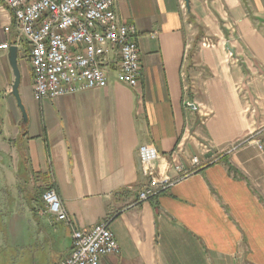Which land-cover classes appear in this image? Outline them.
I'll list each match as a JSON object with an SVG mask.
<instances>
[{
	"label": "crops",
	"instance_id": "obj_1",
	"mask_svg": "<svg viewBox=\"0 0 264 264\" xmlns=\"http://www.w3.org/2000/svg\"><path fill=\"white\" fill-rule=\"evenodd\" d=\"M115 12L137 31L135 88L111 74L105 87L36 100L23 43V122L0 49V206L25 198L0 264H59L73 230L102 221L119 251L98 264H264V0H115ZM10 22L0 9V43L13 41ZM143 144L159 154L154 179L170 182L146 200ZM48 187L69 223L47 212Z\"/></svg>",
	"mask_w": 264,
	"mask_h": 264
},
{
	"label": "built area",
	"instance_id": "obj_2",
	"mask_svg": "<svg viewBox=\"0 0 264 264\" xmlns=\"http://www.w3.org/2000/svg\"><path fill=\"white\" fill-rule=\"evenodd\" d=\"M0 9L11 15L4 32L14 31L13 41L0 43V49L26 44L36 100L105 87L111 74L135 88L141 75L137 31L117 17L115 0H0ZM201 44L211 47L216 42L204 37ZM188 107L201 111L195 103ZM138 154L143 171L151 177V188L139 195L146 200L170 182L152 176L159 154L151 144L141 145ZM41 200L57 221L69 223L54 188H46ZM118 251L108 221H102L89 229H74L69 253L59 264H98L101 256Z\"/></svg>",
	"mask_w": 264,
	"mask_h": 264
},
{
	"label": "rangeland",
	"instance_id": "obj_3",
	"mask_svg": "<svg viewBox=\"0 0 264 264\" xmlns=\"http://www.w3.org/2000/svg\"><path fill=\"white\" fill-rule=\"evenodd\" d=\"M27 93L28 94H33L32 90L30 89V87L27 89ZM0 186H1V181H0ZM3 186V185H2ZM14 195V196H13ZM18 195H15L13 193H11L8 197L11 198V204L9 205V207H4V206H0V242L2 244H4V242L7 240V238L10 236V230L8 229V224H14V218H17L21 215H23V207L22 206L25 202V198H23L24 202H20V199H18L19 197H17ZM4 200V196L2 194V192H0V201ZM18 202V204L13 205V201ZM35 204H37L38 202L35 201ZM8 225V226H6ZM6 226V228H5Z\"/></svg>",
	"mask_w": 264,
	"mask_h": 264
},
{
	"label": "water",
	"instance_id": "obj_4",
	"mask_svg": "<svg viewBox=\"0 0 264 264\" xmlns=\"http://www.w3.org/2000/svg\"><path fill=\"white\" fill-rule=\"evenodd\" d=\"M184 2H185L186 7H188L189 6V0H184ZM17 52H18V49L16 46H10L8 49V59H9L10 66H11L12 71H13V75H14V81H13V84L11 86V93L14 96V98L16 99L17 105H18V107L22 113L23 122H25L27 119V114H26L25 108L22 104L20 95H19V85H20L21 75H20V70L18 67Z\"/></svg>",
	"mask_w": 264,
	"mask_h": 264
},
{
	"label": "trees",
	"instance_id": "obj_5",
	"mask_svg": "<svg viewBox=\"0 0 264 264\" xmlns=\"http://www.w3.org/2000/svg\"><path fill=\"white\" fill-rule=\"evenodd\" d=\"M189 19L192 21V16H191V14H189ZM40 197H41V194H40Z\"/></svg>",
	"mask_w": 264,
	"mask_h": 264
}]
</instances>
